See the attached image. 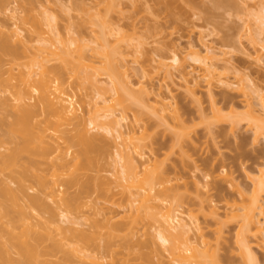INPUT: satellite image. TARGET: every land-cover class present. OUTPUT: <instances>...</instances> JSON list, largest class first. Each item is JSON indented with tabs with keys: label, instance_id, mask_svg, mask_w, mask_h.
<instances>
[{
	"label": "rangeland",
	"instance_id": "1",
	"mask_svg": "<svg viewBox=\"0 0 264 264\" xmlns=\"http://www.w3.org/2000/svg\"><path fill=\"white\" fill-rule=\"evenodd\" d=\"M224 1L218 6L217 0H115V7L109 9L107 0H9L6 3L7 10L0 14V26L6 24L15 28L13 25L19 21L15 19L26 15L29 8L33 7L32 9L37 10H34V14L43 16L46 13V17L55 18L56 22L53 21L56 25L52 23L56 27L55 34L74 36L71 38L82 36L89 42L94 33L87 27H77L83 23H79L81 18H88V15L83 16L84 12L82 14L79 10L81 5H85L98 17L103 15L108 27L113 30L106 37L109 48L117 47L115 42L119 38L132 40H125L128 43L120 45L122 52L127 54V81L130 82L126 86H130V91L125 87L122 91H127L123 96L126 97L125 105H129V108L124 109V120L120 122V127L124 133L134 130L131 135L138 139L146 135L139 151L143 157L136 153H133V157L138 162H148L145 167H151L148 172L154 167L153 173L156 169L162 171L171 181L166 187H180L167 203L179 209L184 223L200 225L202 233L194 232L203 235L211 246V253L215 254L217 263L249 264L241 255L237 241L239 220H232V216L240 212L230 206L235 201L240 204L242 200L250 198L254 188L264 181V139L260 137L256 141L254 132L247 127L246 121L232 128L228 120L217 123L214 117L217 112L227 114L231 109L239 113V117L246 114V100L251 99L256 103L253 87H248L249 84L252 86L251 82L264 90V0ZM4 3L5 0H0V4ZM26 7L28 11L25 10ZM67 33L69 36L65 35ZM24 34L21 36L28 37ZM93 47L96 45L91 43V48ZM205 47L216 51L215 54L220 59L218 71L232 84L230 88L214 85L212 95H209L207 84L196 77L199 66L187 57L190 48H195L204 55ZM173 52L186 59L184 68L192 75L188 78H199V85L192 88L194 93L187 91L176 70H171L174 74L177 72L175 76L172 73V79H164L163 73L156 72L155 68L160 64L173 66ZM197 76L200 75L197 73ZM105 83L102 86L106 87ZM77 85L74 83L68 90L79 114L86 115L92 103L98 101L97 92L94 88L86 87L85 90ZM242 85L245 94L241 91ZM157 94L174 98L169 97V100L172 99L179 119H163L156 115L153 107ZM131 97L140 102L136 103ZM255 110L257 114H262L261 119L264 120L261 109L256 107ZM135 116L140 117V123H134ZM90 134H103L100 138L111 147L109 152L112 159L109 156L106 160L112 161L116 154L115 148H112L113 135H104V132L96 130ZM181 134L185 137L178 142L176 137ZM119 165L116 168L106 166L100 171L96 165L78 171L71 168V173L76 174L79 184L68 193L81 194V197L67 217L77 225L70 224L68 219L63 220L59 206L54 201L47 200L48 208L59 215L50 224L53 236L70 246L67 248L69 251L83 248L82 245L69 242L71 230L92 237L102 248L107 245L110 247L100 250L101 252H93L95 247H92L91 251H85L80 257L82 263L75 259L73 264H92L94 259L100 260L98 262L102 264H171L167 253L160 247L161 243L149 240L147 234H153L154 231L147 226L146 221L138 220L135 227L130 226L135 215L128 212L127 196L118 185L119 176L115 171L119 169ZM37 170L51 179L49 164H43ZM5 175L7 172L0 173V181H6ZM97 178V185L100 187H96L94 183ZM86 184H90V188L83 193L80 186ZM10 186L16 188L14 184ZM61 189L65 190V187ZM29 194L38 195V192L29 191ZM27 212L35 216L31 221L33 224L49 220L48 214L38 217L30 210ZM110 222L114 226H128L113 231ZM58 224L66 232L68 229L69 233L57 236L53 230ZM194 232L190 234L194 235ZM250 242L257 264H264V236L250 239ZM31 243L35 244L33 241ZM48 245L49 243H44L40 246L39 251L43 255L39 260L45 264L61 263V252L54 253L53 256L44 254L50 253ZM13 258L19 260L16 254H13Z\"/></svg>",
	"mask_w": 264,
	"mask_h": 264
},
{
	"label": "bare ground",
	"instance_id": "2",
	"mask_svg": "<svg viewBox=\"0 0 264 264\" xmlns=\"http://www.w3.org/2000/svg\"><path fill=\"white\" fill-rule=\"evenodd\" d=\"M8 1L0 4V14L7 10ZM107 1L109 9L115 7V0ZM223 2L225 1L217 0L215 3L219 6ZM32 8L29 10L26 7L25 10H29L25 11L26 15L15 19L19 20V23L13 25L15 28L6 24L0 26V173L7 172L6 181H0V264H45L39 260L43 255L39 249L44 243H49L47 248L50 249V253H44L45 255L53 256L58 252L62 254L61 263L54 264H73L75 259L82 263L80 257L85 251H91L92 247H95L93 252L103 251L107 247L110 249L109 245L102 248L96 244L95 239L83 232L71 230L72 237L69 242L82 245L83 248L67 250L70 246L60 242L52 234L50 224L54 223L59 215L55 210L49 209L46 202L54 201L61 209L63 220H69L67 215L76 207L81 197V194L68 193L79 184L76 174L71 173V168L74 167L78 171L96 165L100 171L106 166L118 167L119 163L121 166L115 171L119 176L118 185L127 196L128 212L135 215L130 226L135 227L138 220L146 221L147 226L154 231L153 234H147L149 240H158L161 243L160 247L167 253L171 264H220L217 263L215 254L211 253V246L203 235H198L202 233L200 225L184 223L179 209L167 203L180 187H166L171 181L162 171L156 169L158 172L153 173L154 167L149 170L152 171L151 174L148 172L151 167L145 168L148 162H138L133 157V153L143 157L139 151L142 148L141 141L146 139V135L138 139L131 135L134 130L133 133L122 132L120 122L124 120V109L129 108V105H125L126 97L123 96L127 91H122L130 82L127 81V54L122 52L120 45L127 44L125 40L130 39L119 38L115 42L117 47L109 48L106 37L113 30L108 27L103 15L98 14V17L85 5H81L79 10L82 14L84 12L83 16L88 15V18L83 17V20L80 17L79 23H83L77 27H87L94 33L89 42L81 34L80 38L55 34V18L46 17V13H41L43 16L34 14V10H37ZM75 18L79 20L78 17ZM96 27L99 29L95 30ZM21 32L28 37L24 33L25 38L21 36ZM65 35L69 36L68 33ZM90 42L96 47L91 48ZM212 50L214 49L205 47L206 52L201 55V51L190 48L187 54V57L199 66L197 73L200 76L195 73L196 77L207 84L209 95H212L214 85L232 87L227 78L218 71L220 59L215 54L216 51ZM172 57L173 66L160 64L155 68L156 72L163 73L164 79H170L174 74L172 71L176 70L187 91L194 93L192 88L199 85V78L196 80L194 74L195 79L188 78L192 75L184 68L186 59L180 58V54L173 52ZM123 62H126V65ZM74 83L85 90L86 87L96 89L98 101H92V105L90 103L92 107L89 106L91 109L86 115L79 114L74 98L68 90ZM104 83L106 87L102 86ZM251 84L252 86L249 84L248 87H253L256 103L251 99L246 100V114L239 117V113L231 109L227 114L217 112L214 119L217 123L228 120L232 128L246 121L247 127L253 130L255 140L258 141L260 137L264 139V120L255 108L259 107L264 116V90L255 83ZM241 89L245 94L244 87ZM169 97L173 98L170 95ZM169 97L156 95L153 107L156 115L163 119H179L177 109ZM131 98L136 103L140 102L134 97ZM140 121L139 116L134 117L135 124ZM90 129L104 132V135H113L112 148H115L116 154L113 155L112 161L106 160V157L110 156L111 147L100 138L103 134L91 135ZM183 136L181 134L176 137L178 142ZM110 157L112 159V156ZM43 164L50 165L51 179L38 172L37 167ZM63 177L69 179L63 180ZM98 181V178L94 179L96 187H100L97 185ZM10 184H14L16 188H11ZM89 185L80 186L81 191H88ZM62 187H65V190H62ZM29 191H37L38 195H30ZM231 207L240 212L233 215L232 220H239L237 241L241 255L249 264H257L250 239L264 236V181L254 188L250 198L242 200L240 204L235 201ZM28 210L38 217L48 214V222L33 224L31 221L35 216L29 214ZM70 224L75 225L72 222ZM107 224L109 225L108 222ZM121 226L109 227L118 231L128 224ZM66 230L67 232L58 224L53 232L57 236L67 235L69 232ZM192 231L198 234H190ZM13 254H16L19 260H15ZM93 261L92 264H102L98 259Z\"/></svg>",
	"mask_w": 264,
	"mask_h": 264
}]
</instances>
